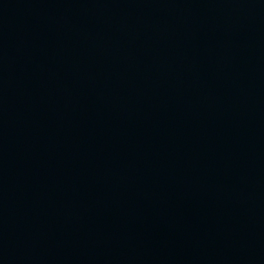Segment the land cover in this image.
I'll return each instance as SVG.
<instances>
[{
	"label": "water",
	"instance_id": "1",
	"mask_svg": "<svg viewBox=\"0 0 264 264\" xmlns=\"http://www.w3.org/2000/svg\"><path fill=\"white\" fill-rule=\"evenodd\" d=\"M0 264H264V0H0Z\"/></svg>",
	"mask_w": 264,
	"mask_h": 264
}]
</instances>
